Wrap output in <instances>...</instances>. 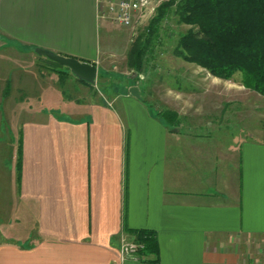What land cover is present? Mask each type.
Returning a JSON list of instances; mask_svg holds the SVG:
<instances>
[{
  "label": "crops",
  "instance_id": "0c3cea01",
  "mask_svg": "<svg viewBox=\"0 0 264 264\" xmlns=\"http://www.w3.org/2000/svg\"><path fill=\"white\" fill-rule=\"evenodd\" d=\"M105 9L106 0H0V84L34 83L29 63L50 60L38 47L102 67L116 52L101 47ZM39 84L36 105L9 106L25 116L20 179L0 86V264H117L136 230L155 234L159 264H264V130L209 121L202 105L171 124L135 84L140 99H65L47 77Z\"/></svg>",
  "mask_w": 264,
  "mask_h": 264
},
{
  "label": "rangeland",
  "instance_id": "374dc122",
  "mask_svg": "<svg viewBox=\"0 0 264 264\" xmlns=\"http://www.w3.org/2000/svg\"><path fill=\"white\" fill-rule=\"evenodd\" d=\"M166 1L168 0H160L158 7ZM150 3L151 0L139 11L138 21L133 26L126 27L111 20L109 32L102 30L101 47L107 49L111 45L116 52L102 55V67H99L97 79L92 85L78 81L71 71L61 79L62 68L53 61H43L40 57L37 62H27L30 65V73H27L34 83L20 86L9 84V93L1 101V124L7 131L4 135L9 141L8 165L13 163L15 173L20 124L25 116L13 111L17 110L15 107L9 106L19 107L25 104V108H28L27 106L36 105L33 98L38 96L40 88L43 89V85L39 84L43 77H47L49 85L59 87L65 99L100 92L111 97L129 91V86L135 84L147 93L150 108L156 111H176L181 121L184 116L202 105L208 109L209 121L234 125V129L238 130H264V96L242 84L241 72L235 73L230 79H214L216 76L205 68L175 55L174 50L180 35L189 28L179 20L174 12L175 6L162 22L158 39L146 55L143 70L136 71L129 66L128 54L132 44L156 14L155 12L146 17ZM0 86L2 92L5 84L1 82ZM235 99L238 101H233ZM196 112L193 116L198 118L199 111ZM256 264L262 262L257 261Z\"/></svg>",
  "mask_w": 264,
  "mask_h": 264
},
{
  "label": "trees",
  "instance_id": "16d2710c",
  "mask_svg": "<svg viewBox=\"0 0 264 264\" xmlns=\"http://www.w3.org/2000/svg\"><path fill=\"white\" fill-rule=\"evenodd\" d=\"M173 6L179 20L189 26L180 35L174 50L176 56L222 79H230L241 72L242 84L264 96V0H168L162 3L129 50L128 64L132 69L143 70L146 55L158 39L161 24ZM57 65L62 68L60 76L64 79L70 69ZM9 84L8 81L1 93V101L9 93ZM156 115L171 124L179 121L177 112L173 110L157 111ZM21 157L22 138L19 132L16 159L19 179ZM134 239L144 242L148 262L159 264L155 234L149 230H136Z\"/></svg>",
  "mask_w": 264,
  "mask_h": 264
},
{
  "label": "built area",
  "instance_id": "2783aa9c",
  "mask_svg": "<svg viewBox=\"0 0 264 264\" xmlns=\"http://www.w3.org/2000/svg\"><path fill=\"white\" fill-rule=\"evenodd\" d=\"M140 1L141 0H106V9L102 12V15L123 26H133L135 22L138 21V2ZM159 3L160 0H151L149 13L146 14V17L156 12ZM119 250L120 257L117 264H122L128 259L138 264H150L148 262V256L144 252L145 244L143 241L134 238H122Z\"/></svg>",
  "mask_w": 264,
  "mask_h": 264
},
{
  "label": "water",
  "instance_id": "95a60500",
  "mask_svg": "<svg viewBox=\"0 0 264 264\" xmlns=\"http://www.w3.org/2000/svg\"><path fill=\"white\" fill-rule=\"evenodd\" d=\"M35 52L61 66L68 67L77 78L89 83H95L97 79L99 70L95 63L81 61L76 57L64 56L45 48H35ZM129 91L136 98H141V92L138 86H131Z\"/></svg>",
  "mask_w": 264,
  "mask_h": 264
},
{
  "label": "bare ground",
  "instance_id": "6f19581e",
  "mask_svg": "<svg viewBox=\"0 0 264 264\" xmlns=\"http://www.w3.org/2000/svg\"><path fill=\"white\" fill-rule=\"evenodd\" d=\"M149 0H141L140 2H138V12L141 11L144 6L148 3Z\"/></svg>",
  "mask_w": 264,
  "mask_h": 264
}]
</instances>
